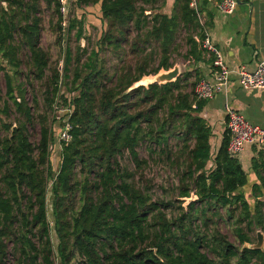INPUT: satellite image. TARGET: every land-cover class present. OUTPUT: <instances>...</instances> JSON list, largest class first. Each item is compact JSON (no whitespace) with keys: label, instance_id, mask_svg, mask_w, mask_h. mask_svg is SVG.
Listing matches in <instances>:
<instances>
[{"label":"trees","instance_id":"trees-1","mask_svg":"<svg viewBox=\"0 0 264 264\" xmlns=\"http://www.w3.org/2000/svg\"><path fill=\"white\" fill-rule=\"evenodd\" d=\"M75 3L97 5L106 28L90 51L79 46L73 51L66 42L60 71L41 45L44 13H50L52 34L59 43L62 39L57 0H0L1 59L17 74L21 50L27 51L19 95L12 77L4 74L6 99L0 114L15 119L0 118V264H264V247L244 246L256 240L250 233L264 229V200L251 205L244 197L247 175L238 158L228 154L227 133L212 156L211 130L199 115L205 100L192 107L193 92L184 83L191 72L172 82L130 89L143 76L172 67L180 30L185 32L184 59H201L204 34L198 12L188 0H174L170 15L146 13L161 9L165 0ZM82 23L69 16L65 28L67 34L77 28V41ZM152 42L159 62L150 70ZM107 49L121 60L135 56L133 65L119 66L110 75L101 56ZM39 81L42 102L32 92L29 103L25 87L34 90ZM57 103L66 109L55 118L60 121L57 131L69 125L70 138L59 139V165L53 171L54 127L48 116ZM35 124L39 137L33 143L29 129ZM141 144L176 166L175 200H153L149 185H135L128 180L134 172L120 169L118 157L127 150L143 178ZM191 194L196 199L183 207ZM171 208H176L174 217L168 216ZM220 209L232 220L241 248L217 229Z\"/></svg>","mask_w":264,"mask_h":264},{"label":"crops","instance_id":"crops-1","mask_svg":"<svg viewBox=\"0 0 264 264\" xmlns=\"http://www.w3.org/2000/svg\"><path fill=\"white\" fill-rule=\"evenodd\" d=\"M188 1L189 6L198 12L204 38H208L212 46L219 50L224 65L230 71L226 87L217 92L213 98L205 100L199 112L210 127L211 153L214 156L222 143L224 134L227 133L229 136L226 128L225 103L243 116L254 120V123L260 122L264 127V89L242 87L236 73L241 66L253 70L264 58V0H236V6L230 13H223L217 8L216 4L220 0H194L193 6L190 5V0ZM173 3L174 0H165L161 8L166 6L169 9L167 12H172ZM97 9V5L90 3L79 5L76 16L83 22L80 15L85 14L86 20L91 22L94 17L100 18ZM159 10L155 8L146 13L153 14ZM91 11L95 12L94 16L91 15ZM202 54L201 59L188 61L190 72L192 70L198 79L205 78L212 81L215 71L212 64L213 55L206 49ZM238 160L247 175V182L241 188L244 197L251 205L254 200L263 201L264 152L254 144H245ZM211 167L212 162L209 161L207 168Z\"/></svg>","mask_w":264,"mask_h":264},{"label":"rangeland","instance_id":"rangeland-1","mask_svg":"<svg viewBox=\"0 0 264 264\" xmlns=\"http://www.w3.org/2000/svg\"><path fill=\"white\" fill-rule=\"evenodd\" d=\"M76 1V0H75ZM74 1V4L71 9L70 17H77L76 16V9L79 7L78 4H76ZM168 7L164 6L159 10V12L170 14V12H167ZM50 13H44L43 15V30H42V37H41V45L43 49L47 52L50 63L51 64H57V68L61 71L63 67V54L62 50L65 48L67 44L72 48L73 51L77 49L79 46L80 48H87L88 51H90L96 44V41L100 35V32L106 28V24L98 19L92 18L91 22L87 21L85 18V14H81L80 18L83 19V33L82 37L77 41L75 39V33L77 31V28H74L71 30L70 33L67 34V31L64 30L61 32L62 39L60 40V43L57 41L55 35L52 34V32L49 29L48 24V17ZM91 15H95L94 11H91ZM84 17V18H83ZM100 21V22H99ZM67 42V44H66ZM176 49L173 50L171 56H170V62L172 64V67L174 65H177L179 67L180 75L181 76L185 71H190V66H188L189 62L184 59V55L186 53L187 47L185 44V32L184 30H180L178 33V37L175 42ZM153 50V53H151V60L149 61V69L152 70L157 67L159 62V52L158 47L155 42H152V45L150 46ZM125 50H127V47H125ZM150 48L146 50L148 53ZM101 56L103 58V63L109 74L113 75L115 73V70L118 69L119 66H127L129 64L133 65L135 61V56L133 55H125L123 56L122 60L114 53H112L110 50H105L101 53ZM20 57L22 60V64L20 66L19 73L15 74L14 69L6 64V62L2 61L0 59V106H2L3 101L6 99V85H5V77L4 74L8 72V74L12 77L14 86H15V94L19 95V89L20 86L25 83V73L27 72V51L21 50ZM170 68V69H171ZM166 71L164 69H160L158 72ZM48 75V72L46 73ZM154 74H150L145 77L153 76ZM196 80V77L194 73L191 70V76L188 77V79L184 82L186 84V90L189 92H192V87L194 82ZM44 90V85L42 82H35L34 83V90H32L29 86L25 87V98L26 100L31 103L32 102V92L37 96L38 100L42 102V92ZM66 109H63L60 107V105L54 104L53 111L48 116L49 123L54 127L53 136H54V142L51 143L50 149H51V162L53 171H56L59 165V153H60V145H59V131L57 129L60 127V121L55 119L57 117L62 116L65 113ZM13 114V113H12ZM0 118L3 120H6L7 122L14 121L15 116L10 115L8 119H5L3 115L0 114ZM246 120L249 121V123L253 125H260L261 123L258 121L248 118L247 116H244ZM55 119V120H54ZM65 120V118H64ZM259 123V124H257ZM260 126L263 127V124ZM39 126L38 124H35L33 128L29 129V137L30 140L35 143L37 142V139L39 137ZM171 144H174V141H171ZM139 158L142 160H145V164L142 166L141 173L143 175V178L140 177L139 173L135 172V164L130 158V155L127 150H124L121 155L118 157V162L120 169H126L129 172H134V175L132 178L128 179L129 181L133 182L135 185L139 187H143L145 184L150 186V189L148 190L149 194L151 195L153 200H157L159 198L164 199H176L177 190L176 187L178 186V176H177V168L176 166H173L169 163V160L166 159L165 155L158 154L156 151L151 153L146 145L141 144L137 148ZM145 180V181H144ZM51 180L49 181L50 188ZM192 195V194H191ZM191 199H196V197L193 195L192 198H186L183 200L182 206L186 207L187 204L190 202ZM50 201L48 200V208H49ZM177 203L175 202V205ZM220 215L221 217L216 220V227L217 229L226 236L227 240L232 243L235 247L241 248V244L238 242L235 234H234V227L232 225V220L228 219L226 210L220 209ZM169 217H174L177 213L176 208L167 210ZM260 230H254V232L250 233V236L252 238H255L254 243L257 242L256 233ZM264 234V229L261 231ZM249 244L253 243H245L244 246H250ZM203 252L211 259L216 260V257L207 251L206 249L203 250Z\"/></svg>","mask_w":264,"mask_h":264},{"label":"built area","instance_id":"built-area-1","mask_svg":"<svg viewBox=\"0 0 264 264\" xmlns=\"http://www.w3.org/2000/svg\"><path fill=\"white\" fill-rule=\"evenodd\" d=\"M74 1L57 0L62 17L61 26L63 30L68 25V18ZM190 5H195L194 0H190ZM216 6L221 12L230 13L236 6V0H220ZM202 47L213 55L212 64L215 67V71L212 81L205 78L195 80L192 87L195 99L192 107L194 108L196 101L211 99L217 92L222 91L227 85L230 73L223 63L221 53L212 46L208 38H204ZM236 73L242 87L247 89H264V58L256 64L253 70H248L241 66L236 70ZM224 111L226 114V128L229 133L228 154L238 158L245 144H254L264 152V127L249 123L242 114L234 110L228 103L224 104ZM68 129L69 125H65V129L58 134L59 139L68 140L70 138Z\"/></svg>","mask_w":264,"mask_h":264},{"label":"water","instance_id":"water-1","mask_svg":"<svg viewBox=\"0 0 264 264\" xmlns=\"http://www.w3.org/2000/svg\"><path fill=\"white\" fill-rule=\"evenodd\" d=\"M180 75L179 67L174 65L173 68L168 69L163 72H157L153 76L141 78L137 82H135L130 89L138 87V86H145L147 87L150 84H163L167 82H172L176 80V78ZM193 194L190 198H192ZM193 200V199H191ZM190 200V201H191ZM257 242L253 244H249L250 248L255 249H262L264 247V234L261 231H257L256 233Z\"/></svg>","mask_w":264,"mask_h":264}]
</instances>
